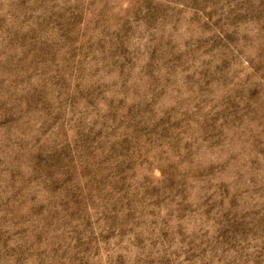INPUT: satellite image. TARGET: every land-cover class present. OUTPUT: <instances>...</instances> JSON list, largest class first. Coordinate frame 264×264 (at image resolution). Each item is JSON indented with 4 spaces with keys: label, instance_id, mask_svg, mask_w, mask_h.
Returning <instances> with one entry per match:
<instances>
[{
    "label": "rangeland",
    "instance_id": "obj_1",
    "mask_svg": "<svg viewBox=\"0 0 264 264\" xmlns=\"http://www.w3.org/2000/svg\"><path fill=\"white\" fill-rule=\"evenodd\" d=\"M0 264H264V0H0Z\"/></svg>",
    "mask_w": 264,
    "mask_h": 264
}]
</instances>
